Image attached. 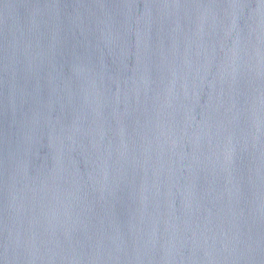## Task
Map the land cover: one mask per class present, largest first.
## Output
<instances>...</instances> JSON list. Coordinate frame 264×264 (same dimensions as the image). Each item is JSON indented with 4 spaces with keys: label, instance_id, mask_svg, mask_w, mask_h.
<instances>
[{
    "label": "water",
    "instance_id": "water-1",
    "mask_svg": "<svg viewBox=\"0 0 264 264\" xmlns=\"http://www.w3.org/2000/svg\"><path fill=\"white\" fill-rule=\"evenodd\" d=\"M0 264H264V0H0Z\"/></svg>",
    "mask_w": 264,
    "mask_h": 264
}]
</instances>
